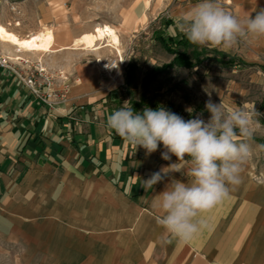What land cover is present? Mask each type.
I'll use <instances>...</instances> for the list:
<instances>
[{"label": "crops", "instance_id": "1", "mask_svg": "<svg viewBox=\"0 0 264 264\" xmlns=\"http://www.w3.org/2000/svg\"><path fill=\"white\" fill-rule=\"evenodd\" d=\"M237 1L251 11L260 5ZM35 3L17 5L22 20L32 17ZM42 19L18 28L17 18L13 28L27 34L18 35L22 39L34 38L42 32L32 33ZM95 29L61 40L57 49L49 29L55 39L46 31L39 48L19 51L56 77L57 92L68 84L66 99L53 106L40 103L13 72L0 67V237L45 253L47 264H264V168L255 182L244 167L242 182L206 214L208 228L191 243L162 242L161 213L153 202L171 179L187 182L192 165L162 159V144L147 155L107 128L118 98L100 66L79 51L104 50L96 49ZM52 46L50 54L43 53ZM0 49L21 57L9 44L0 43ZM171 164L183 174L172 173L145 192L143 180Z\"/></svg>", "mask_w": 264, "mask_h": 264}, {"label": "rangeland", "instance_id": "2", "mask_svg": "<svg viewBox=\"0 0 264 264\" xmlns=\"http://www.w3.org/2000/svg\"><path fill=\"white\" fill-rule=\"evenodd\" d=\"M197 2L198 0H36L35 6L30 9L32 17L29 16L26 21L18 15L19 9L14 11L11 7L4 6L6 9L3 7L0 27L7 28L6 23L12 22L13 26L7 30L17 34V37H27V34L19 35L17 28H13L18 23L14 19L18 18L21 21L18 28H23L30 23L37 24L39 18L44 17L38 24L39 28L32 33L49 31L50 34L53 31L56 38L55 49L63 43L61 40L73 41L83 33L94 32L96 27L97 46H101L99 26L115 28L121 40L119 52L107 42L102 45L104 50L101 49L100 52L79 51L85 54L84 59L100 66L103 75L110 82L109 89L118 98L117 109L125 104L134 109L136 103L142 104V110L152 109L151 105L156 103L162 107H170L172 112L185 120L200 117L207 121L210 113L205 104L211 99L213 103H221L229 112L239 107L257 113L253 117L256 126L250 142L252 155L244 165L252 171L257 182V173L264 168V149L259 147L264 145V37L241 41L228 52L190 43L188 48L181 50L191 54L192 58L193 52L197 51L198 61L196 58L192 59L193 63L197 62V66L158 70L174 58L158 38L161 36L167 40L168 36L186 37L179 30L178 20ZM221 3L225 10L241 20L249 14L252 17L256 14L243 1L221 0ZM258 3L260 5L257 10L264 8V0H258ZM40 34L23 40L34 42ZM52 48L53 46L43 53L50 54ZM0 51L3 56L6 55L1 49ZM16 57L18 56L14 58ZM10 60L14 65L12 58ZM220 60H234L235 64L243 61L246 65L226 66L219 63ZM131 74L132 79L129 77ZM145 78H152L147 92L143 87ZM172 157L183 164L191 163L190 157L182 161L177 160L174 155ZM46 257L45 253H31L28 245L20 248L12 239L0 237V264H47ZM48 264L53 262L49 261Z\"/></svg>", "mask_w": 264, "mask_h": 264}, {"label": "clouds", "instance_id": "3", "mask_svg": "<svg viewBox=\"0 0 264 264\" xmlns=\"http://www.w3.org/2000/svg\"><path fill=\"white\" fill-rule=\"evenodd\" d=\"M241 20L225 10L221 0H198L178 20L179 30L198 46H209L228 52L241 41L264 37V8ZM210 118L185 120L159 107L137 113L125 104L106 118V126L125 142L142 147L147 155L162 144V159L191 158L187 182L171 179L153 202L160 211L158 224L163 228V243L189 244L208 228L206 214L229 197L230 190L242 182L244 165L252 155L257 113L244 108L226 111L222 104L209 99L205 104ZM191 112V109H189ZM264 149V145L259 146ZM169 165L143 180L147 192L172 173L181 169ZM183 174V173H182Z\"/></svg>", "mask_w": 264, "mask_h": 264}, {"label": "built area", "instance_id": "4", "mask_svg": "<svg viewBox=\"0 0 264 264\" xmlns=\"http://www.w3.org/2000/svg\"><path fill=\"white\" fill-rule=\"evenodd\" d=\"M23 1L26 0H0V20L4 6H9L12 10L16 11L18 9L17 5ZM0 43H2L1 36ZM16 53L21 54L22 52L17 51ZM12 60L13 62L18 63L17 66L23 64L25 67H27L25 69L28 74L23 73L22 68L14 66L16 64L12 65L13 63L9 62L11 61L10 58L6 57V55L3 56L0 51V67L13 72L19 78V80L29 88L31 94L40 103L53 106V103L56 99H66L65 96L68 91V84H64L62 93L57 92L55 90V76L51 75L49 71L45 69L41 61L33 62L32 60L25 59L22 56H18L14 59L12 58ZM60 77L62 78V74H60ZM64 80H66V78H64Z\"/></svg>", "mask_w": 264, "mask_h": 264}, {"label": "trees", "instance_id": "5", "mask_svg": "<svg viewBox=\"0 0 264 264\" xmlns=\"http://www.w3.org/2000/svg\"><path fill=\"white\" fill-rule=\"evenodd\" d=\"M186 37H179V38H175L173 36H168L167 40L163 37H159L158 39L160 40V42L162 43L163 47L174 56L173 60L169 63L166 64L163 68L158 69L159 71H166L167 69H172V68H176V67H180V68H193L195 66H197V62L193 63L192 59L196 58V61H198L197 58H199V53H197V51L193 52V58L191 57V54H189L186 51H182L181 49H185L189 47L190 42L185 39ZM219 63L224 64L226 66H245L246 64L243 61L238 62L237 64H235L234 60H230V61H224V60H220ZM129 77L132 79L133 76L132 74L129 75ZM151 80L152 78H145L143 80V87L145 92H147L149 90L150 84H151ZM152 109L155 110L159 107H162L158 104H154L151 105ZM166 110H169L172 112L170 107H163ZM134 110L138 113H142V104L136 103L134 106Z\"/></svg>", "mask_w": 264, "mask_h": 264}, {"label": "bare ground", "instance_id": "6", "mask_svg": "<svg viewBox=\"0 0 264 264\" xmlns=\"http://www.w3.org/2000/svg\"><path fill=\"white\" fill-rule=\"evenodd\" d=\"M105 26L106 27H100L99 37L101 39V46L98 45L96 49H99V50L102 49V45H104V43L106 44L107 42L109 45L114 47V49L118 50L119 52L120 51L119 46H120L121 40L117 32L114 29L110 28L109 26L107 25ZM0 36H1V41L3 44L8 43L12 46H15V48H19L20 50H23V51H27V50L31 51L32 48H39L40 44H42V42L46 38H48L47 33L43 32L35 40H33L34 42H31V41L23 40L17 37L16 35L9 32L4 27H0Z\"/></svg>", "mask_w": 264, "mask_h": 264}]
</instances>
